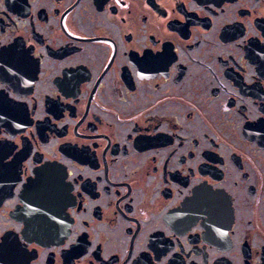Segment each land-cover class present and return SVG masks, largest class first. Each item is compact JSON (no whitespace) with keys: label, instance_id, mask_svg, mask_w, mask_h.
<instances>
[{"label":"flooded vegetation","instance_id":"flooded-vegetation-1","mask_svg":"<svg viewBox=\"0 0 264 264\" xmlns=\"http://www.w3.org/2000/svg\"><path fill=\"white\" fill-rule=\"evenodd\" d=\"M0 264H264V0H0Z\"/></svg>","mask_w":264,"mask_h":264},{"label":"snow or ice","instance_id":"snow-or-ice-1","mask_svg":"<svg viewBox=\"0 0 264 264\" xmlns=\"http://www.w3.org/2000/svg\"><path fill=\"white\" fill-rule=\"evenodd\" d=\"M146 55L151 56L153 59H162L164 57L163 51H158L156 54L146 53Z\"/></svg>","mask_w":264,"mask_h":264}]
</instances>
